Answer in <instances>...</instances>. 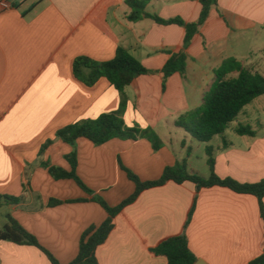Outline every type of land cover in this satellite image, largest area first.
<instances>
[{
	"label": "crops",
	"instance_id": "crops-1",
	"mask_svg": "<svg viewBox=\"0 0 264 264\" xmlns=\"http://www.w3.org/2000/svg\"><path fill=\"white\" fill-rule=\"evenodd\" d=\"M10 1L12 9L0 12V196L21 200L0 206V233L11 216L61 264H69L85 230L107 219L92 199L99 196L117 206L134 193L135 184L121 165L146 182L186 160L189 171L207 179L211 148L219 177L247 184L264 180V95L207 143L176 126L201 105L214 70L225 60L235 58L264 74V42L259 39L264 0H218L186 49L185 76L173 75L165 89L162 73L142 75L126 87V125L152 128L164 144L161 150L154 151L146 139H115L101 146L77 141V175L92 195L72 179L55 180L43 167L71 170L66 157L73 147L55 140L59 130L120 109L121 95L107 79L87 87L75 78V59L108 62L123 47L148 70L160 71L170 54L183 50L185 28L149 18L132 22L125 0ZM200 1L149 0L146 11L193 23L201 14ZM239 126L250 127L254 136L239 135ZM48 140L54 142L40 155ZM52 199L60 204L51 206ZM183 233L197 264H249L264 253L257 197L168 182L144 191L117 216L97 257L100 264H167L150 250ZM0 263L52 264L36 246L8 240H0Z\"/></svg>",
	"mask_w": 264,
	"mask_h": 264
},
{
	"label": "trees",
	"instance_id": "trees-1",
	"mask_svg": "<svg viewBox=\"0 0 264 264\" xmlns=\"http://www.w3.org/2000/svg\"><path fill=\"white\" fill-rule=\"evenodd\" d=\"M131 9L128 19L138 22L149 18L161 25H179L185 28L183 50L170 54V58L160 71H151L145 68L127 49L118 47L116 56L108 62H98L88 57H78L73 64L75 78L87 87L95 86L99 80L105 78L120 93L121 105L117 112L103 114L97 119L86 120L71 124L55 135V140L62 141L73 147V152L66 157L71 166L67 171L60 167L43 165L55 180L72 179L87 194L94 192L77 175V141L86 139L95 146L104 145L112 140H148L154 149L159 151L164 144L159 135L152 129H142L139 125L128 127L123 119L127 105L125 94L126 87L130 86L142 75L163 74V89L167 80L175 74L186 75L188 55L186 49L194 37L199 33L213 7L218 0H201L202 10L197 22L186 23L180 18L164 20L157 15L147 13L149 0H125ZM264 95V74L252 70L244 62L235 58L225 60L222 65L214 70V81L205 92L201 105L181 116L176 121V126L184 129L190 136L201 143H207L217 135H222L228 126L233 123L245 107L254 100ZM239 135L254 136L255 132L250 127L239 126ZM54 140H48L41 148L43 155ZM226 145V144H225ZM208 165L211 170L209 178L205 179L188 169L187 161L177 163L175 166L166 167L163 175L158 180L142 181L134 172L123 165L121 168L127 173L130 181L135 184L134 193L117 206L109 205L102 197L95 196L92 201L99 204L107 213V219L100 226H91L82 234L76 258L69 264H100L97 251L104 245L115 228L117 216L129 205L137 201L140 195L149 189L162 187L168 182L182 185L190 182L196 186L197 191L205 188L223 187L238 194H247L257 197L260 204L261 216L264 220V180L254 184L240 183L231 178H221L215 172L213 150H207ZM21 199L11 196H0V206L4 204H18ZM51 206L60 204L52 199ZM195 210L193 206L186 227L189 225ZM9 225L0 233V240H8L16 244L36 246L43 251L52 264H61L51 253L45 250L37 239L27 232L15 219L8 216ZM150 252L155 256L165 257L167 264H197L198 258L191 251L185 233L170 237ZM1 264V263H0ZM249 264H264V253L252 260Z\"/></svg>",
	"mask_w": 264,
	"mask_h": 264
},
{
	"label": "built area",
	"instance_id": "built-area-1",
	"mask_svg": "<svg viewBox=\"0 0 264 264\" xmlns=\"http://www.w3.org/2000/svg\"><path fill=\"white\" fill-rule=\"evenodd\" d=\"M13 4L10 0H0V12L12 9Z\"/></svg>",
	"mask_w": 264,
	"mask_h": 264
},
{
	"label": "rangeland",
	"instance_id": "rangeland-1",
	"mask_svg": "<svg viewBox=\"0 0 264 264\" xmlns=\"http://www.w3.org/2000/svg\"><path fill=\"white\" fill-rule=\"evenodd\" d=\"M259 39L264 42V33L260 36Z\"/></svg>",
	"mask_w": 264,
	"mask_h": 264
}]
</instances>
